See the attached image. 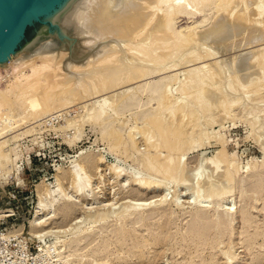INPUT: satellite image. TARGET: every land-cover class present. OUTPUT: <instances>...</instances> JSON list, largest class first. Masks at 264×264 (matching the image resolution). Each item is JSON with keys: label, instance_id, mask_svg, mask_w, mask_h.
Listing matches in <instances>:
<instances>
[{"label": "bare ground", "instance_id": "6f19581e", "mask_svg": "<svg viewBox=\"0 0 264 264\" xmlns=\"http://www.w3.org/2000/svg\"><path fill=\"white\" fill-rule=\"evenodd\" d=\"M213 1L216 3V11L213 10L215 12L213 13V21H211V17L207 16L208 18L203 17L201 21L192 25L193 27H186L184 30L182 29L179 31L175 30L176 16L180 14H186L188 16L192 14H201ZM246 1L248 0H44L36 16L43 17L45 22H51L59 27L60 34L59 36L56 35V37L61 43H58L54 37H45L44 31H42L38 33L37 37L22 52L16 53L15 49L11 50L8 56L0 61V69H4L5 71L12 70L15 67L18 69L13 80H10L7 84L6 89L0 88V126L1 123H4L0 128V165L2 169L9 173L13 170V159L11 157L14 152L16 153L14 143L18 140V135H12L17 132L20 127L26 125L29 119L38 118L37 120H40L43 116H51L50 118L54 120L56 115L60 117L62 110L71 107V104H82L81 102L86 99H90L91 101L92 97L103 98L106 95H110V93L120 91L125 85L131 86L140 80L150 79L151 77L169 71L163 79L161 78L162 82L157 99L155 98L156 95L153 96L158 102V108L154 114L150 117L148 116L146 122L147 126L143 128L144 130H141L140 134H131L130 139L128 138V141L126 140L127 143L121 137V133L118 129L108 132L107 136L109 140H111L110 142L113 143V150L115 147L129 143L131 149L135 151L139 149L138 142L140 141H137L136 134L141 135L145 149L142 152L143 154L140 153L142 154L140 156H143V161L147 163V165L145 164L146 168L155 173V175H162V178L165 177L164 183L160 185V183L156 181L157 184H159L157 185L155 181L154 183L152 180H144L138 176L132 177V174V176H130L132 181L128 179L126 185L123 186L124 190L134 185L141 186V191H143V193L148 190H161V195L163 196L160 204L162 205L168 200L167 192L169 189H178L176 186H182L188 181L190 183L192 182L190 185H193V189L196 190V193L199 194L202 188V190L205 189L209 193H205L207 195L204 196L202 192V199L190 203L194 206V209H196V213H194L196 218L200 217L199 219L195 218L197 221H193V225H197L199 233L203 232V230L208 232L207 235L204 236L195 235V240H209L211 236H213L216 242L221 241L228 235L225 229L226 226L229 223H235L238 219L236 216L238 214V209L234 210V207L226 208V206H230L233 202L230 203L229 201L228 204L224 202L236 196L237 178L241 170L236 163L228 157L223 141L220 138L221 136H211L207 134V132H205V136L202 135L201 127L204 124L201 122H203L202 120L204 119H202L201 116L203 114H209V112L213 113V110H217L214 114L211 113V118L209 117L210 119L208 121L206 119L207 122L204 123L206 126H212L217 123L222 124V122L228 119L230 114L232 115L233 112L231 113V111L237 108L236 106L241 105L243 96H249V93H252V91H257L258 93L263 91L264 48L260 50L258 54L254 52L256 53L255 56H259V58L256 56L258 59L257 62L254 56L252 58L254 64L257 63L255 66L257 67V65H259V76L261 74L262 76L258 79L262 81L263 78V83L254 80L252 76L253 79L249 78L250 80L248 83L244 82L245 84H241V77H239V74L236 77L237 74L235 73V78L231 76L232 78L230 79V77H228L230 75L227 76L231 81H228V83H226L227 85H222V87L221 77L223 78L222 75L224 74H221L220 71L223 70V67L219 70L217 67L219 64L216 63V68L205 61L207 59L214 60V57L217 56L215 54L216 52L214 51V53L208 50L210 52L203 54L198 51L199 48H197V46H199L198 42H200V40L203 41L205 39L212 42L225 41V43L228 40V43L230 41L229 39L232 38L231 40H235L236 36L246 31H250V33L257 31L262 34L261 36L263 38L260 39H264V5L258 4L259 8L257 6L258 9L256 11L253 9L254 11L252 10L249 12V7H245V10H243L244 13L240 12L242 10L237 12L240 7L247 4ZM261 1L262 0H260V2ZM256 2H258V0ZM255 35H257V33H255ZM110 39H113L112 42L108 41ZM200 47H204V45H200ZM66 51H69V57L65 59V57L68 56L65 54ZM87 51H89L90 54H86ZM250 54L253 53L251 52ZM131 55L135 57L136 63L131 62L133 59ZM178 56L180 61H182L177 64L176 59ZM245 59L246 58L242 59L243 61L241 60V63L244 65L249 63V65L252 64L251 66H253V62H248L250 59L247 61H245ZM168 63L176 64L173 67H168V65H166ZM184 64L186 66L193 64L194 66L192 65L193 68L188 67L189 70L187 69V71L184 70L186 72L183 74L184 77L179 78L180 73L176 69ZM219 67L221 66L219 65ZM219 77L221 79L219 82L220 86L218 83L217 85L215 84ZM150 88L154 87L152 86ZM132 92L135 93L134 88L118 92L113 96L111 95L112 97L109 96L110 98L106 97L89 106L85 104V109L83 111L84 116L76 117V119L68 120L67 122L66 126L74 127L76 130L74 131V140L71 143L74 144L82 139L84 132L83 125L85 122L98 124L105 120L107 116L109 117L111 115L112 117V113L119 116L118 112L120 107L126 104L125 102L130 95L133 94ZM15 93L18 94L22 106L27 109L26 114L23 116H18L14 112L13 99ZM232 93H236L237 95H233ZM248 98L250 99V97ZM263 98L264 97H260L259 100H263ZM134 101H136V99ZM260 104L261 102L259 105ZM130 109H132V107ZM256 110L255 108V110L253 109L250 111L249 114L251 117L256 115V112L257 114L261 112V109H258V111L260 110L259 112ZM258 116L256 115V117L260 119ZM18 117H21V119H18ZM251 117H248L249 120H247L249 122H247L251 124L252 128H255L259 123L261 125H259V127H262L263 133L259 135L257 143L260 144L261 152L264 153V116L262 121L260 119V122ZM7 118H10V121H13V123L3 122ZM229 119L231 120L230 117ZM80 120L84 123L83 125L80 123ZM112 122H114L113 119ZM107 125H109V123H107ZM38 126L41 127L42 124H38ZM38 126L26 130L21 135H26L30 131L36 132ZM188 130L194 131L190 135V131ZM205 140H215V143L220 145V149L214 157L208 158L204 168L207 166L210 169L208 171L210 173L208 175L206 173V177L202 175L203 179H200L201 177L197 176V173V175L194 176L191 174L193 170L191 173L190 171L188 172V162L185 160L187 153L183 150L186 146H191V150L194 148L196 150L204 145ZM163 153L166 154L164 155ZM179 153L183 154L178 157V155H180ZM84 159L81 168H79V166L70 172V177L73 179L72 181L74 184V188H72L75 190L77 197H81L83 200L80 202V198L76 201L73 200L74 198L71 199L69 196H65L69 204H63L66 205L62 208L64 216L70 213L71 206L80 203L84 204V201H88V194H92L90 189L92 188V179L84 178V175L86 173L85 171L97 168L100 162H98V160L96 161L94 157H87ZM261 168L262 169L258 171H253L252 176H250L251 179L260 177L258 180L260 181L259 189L263 190L264 162ZM114 169L116 179L126 175L129 176V174L124 173L125 170L122 168ZM60 178L61 174L58 176L59 183L61 181ZM221 182L223 185L226 184L229 188H226L227 190L223 191V193L220 191L221 193L219 192V194L217 193L219 190H216V187L218 188V184ZM194 184L196 187H194ZM61 187L62 186L59 185L58 190L53 193L60 192V190H62ZM246 187H241V190L247 191ZM188 189L189 188H187V191ZM190 189L192 190V188ZM124 192L125 191H123V193ZM243 192L242 194H244ZM196 193L192 194L198 199V194L196 195ZM97 194L100 196L103 195L101 192ZM227 195H230V198L220 197ZM248 195H250V193H248ZM140 196L143 197V194ZM253 196L255 197V194ZM262 196L264 197V193L258 197ZM136 197L139 196L137 195ZM199 197L201 196L199 195ZM243 197L244 195L242 198ZM97 198L103 199L104 196H97ZM115 198L113 197L111 200H107L105 208L108 207V209L106 208L104 216L101 219L102 223H105L110 214L114 213L115 209H113V206ZM250 199L251 198H247V200ZM214 203H218V205L216 206ZM51 206L52 203L50 207ZM157 207V205L154 206V209L156 210ZM213 208H215V214H218V219H214V217L210 215V211H212ZM146 211L145 205L140 204V202L138 205L136 204V206L131 205V207H127L122 212L128 217L126 218V225L135 223L136 219L143 220L146 218L150 210L148 212ZM152 212L150 214H152ZM194 214L193 217H195ZM48 219L50 220V218ZM45 222L47 221L45 220ZM42 224L43 222L36 221L33 226L36 229ZM250 224L251 222H248L246 226L249 227ZM212 229H215L214 232H212ZM59 233L60 232H58V234ZM124 234L128 236L121 239L122 243L130 238L129 232L125 231ZM258 234L260 233L258 232ZM238 235L239 231L232 233L233 238H237ZM156 237H152L151 239L147 238L145 242L156 244L159 242ZM251 240L253 241V239ZM83 241V238L78 239L71 243L69 247L73 249ZM141 247L142 246L139 244V246L135 248ZM224 251L223 255L230 257L229 251H227V249ZM143 253L144 252L139 253L138 257H143L144 260L145 254ZM110 259L111 258H109L105 264H115L116 257ZM234 260H229V263L234 264ZM71 262L72 264H84L78 255L68 256L64 264H71ZM96 263L97 262L93 261V264Z\"/></svg>", "mask_w": 264, "mask_h": 264}, {"label": "rangeland", "instance_id": "374dc122", "mask_svg": "<svg viewBox=\"0 0 264 264\" xmlns=\"http://www.w3.org/2000/svg\"><path fill=\"white\" fill-rule=\"evenodd\" d=\"M256 1L257 0L246 1L247 4L251 6V8L247 4H244L243 6L241 4L243 8L240 7L237 12L239 10H242L240 12L244 13L243 10H245V7H249V12L253 9L256 11L259 8V5H264V0H262L261 2L260 0H258V2ZM215 8L216 3L215 1H213L210 6L207 7L201 14H192L189 16L186 14H180L176 16L175 30H184L186 27L195 25L196 23L201 21L203 17L207 16L211 17V21H213V13H215L214 11H216ZM42 31H44V34L46 35H44L45 37H54V39H56L58 43H61V41H59V39L56 37V35L59 36L60 34L59 27L52 24L51 22H45L44 18L41 17L40 20H37L31 27L28 28L25 34V38L18 45L15 52H22L37 37L38 33ZM246 32L242 33L243 35L241 34L236 36L235 40H231L232 38L229 39V44L227 43L228 40L226 41V43L225 41L212 42L207 39L203 41L200 40V42H198L199 46H197V48H199L198 51H200V53L205 54L207 52H210L208 50H211V52H216H214L217 55L214 57L216 60L207 59L205 61L209 62V64H212L214 67L219 64L221 66H217L219 70L223 67V73L222 71H220L221 74H224L222 75L223 78L220 76L222 79L221 86H224L226 83H228V81H231L230 79L236 74V77L238 76V74L239 77H241V81L243 82H241V84H245L244 82L248 83L249 80L253 78L259 83H263V78L262 81L258 79L262 76V74L259 76V65H257L256 67L255 64L257 63L254 64V60L252 58L254 56L256 62L258 61L257 58H259V56L256 55V58L255 54H258V52L264 48V39H260L263 38L261 36L262 34L258 33L257 31H254V33H250V31ZM255 33H257V35H255ZM112 40L113 39H110L108 41L112 42ZM200 45H204V47H200ZM66 52L65 54H67L68 56L65 57V59L69 57V51ZM251 52L253 54H250ZM86 54H90V52L87 51ZM131 57L133 58H131V62L136 63L135 57H133L132 55ZM244 58H246L245 61L250 59L248 60V62H253V66H251L252 64L249 65V63H247L248 66L241 63V60ZM179 61L180 59L178 56V58L176 59V63H181L182 60L180 62ZM169 64L170 63L166 65H168V67H173L175 65L174 63L170 65ZM192 65L186 66L184 64L183 66L178 67L176 70H178V72L180 73L179 78H183V74L186 73L185 71H187V69L189 70L188 67L193 68L194 65ZM249 69L252 71H250ZM17 72V67L8 71L0 69V88L6 89L7 84L10 80H13L14 75ZM168 72L169 71L163 72L161 75L151 77L150 79L140 80L136 84L134 83L131 86L125 85L124 88H122V86V89H120V91L118 92L134 88L135 93L132 92L133 94H131L127 99V101L125 102L126 104L120 107V110L118 112L119 116L112 113L113 118L111 117V115L109 116L110 118L107 116L105 120L101 121L98 124L89 122H85L84 124L81 122L82 120H80V123H82V125L84 124L83 137L80 141H77L74 144L71 142L74 140V131L76 130L74 129V127L69 126V128L68 126H66L68 120H73L76 119V117L78 118L80 116H84L83 111L85 109V104L89 106L99 100H103L106 97H112L113 95L118 93L117 91L110 93V95H106L103 98L92 97L91 101L90 99H86L87 101L84 100L83 102H81L82 104H71V107H67L68 109L65 108L64 110H62V112L60 113L62 117H57L56 115L54 120L50 118L51 116H43L41 119L39 118L40 120H37L38 118H31L26 123V125L20 127V129H18L17 132L12 135H18V140L14 143L16 153L14 152L15 154L13 153L11 157L13 159V172H5L0 165L1 175L7 177L8 179V181L4 180L1 185L3 195L1 208L4 209L6 207H9L10 204H13L15 206L20 205V207L18 209L15 208V217L7 219L6 221H4L5 223L1 225V228L5 231L4 233H6L2 234L4 239L8 240L13 236L17 237L22 234L23 237L27 238L28 242L35 249V253L38 252L37 246L40 245V251L36 256H34L35 264H64L66 258L71 255H78L82 263L84 264H93V261L97 262L96 264H105L108 259H112V257H116L115 264H230L229 260L231 261L234 259V264H264V197H258L259 195L261 196V194L264 193V188L263 190L259 189L260 181L258 180L260 177L251 179L252 172L262 169L261 165L264 162V153L261 152L260 144L257 143V139L259 135L263 133V130L261 129L262 127H259L260 123L256 126L257 128H252L251 124H248V117H251L249 113L253 109L255 110V108L257 109L256 111H258V109H261V112H259V110V113L257 114L256 112V115H260L258 117H260L261 121L263 119L264 98L263 100H259V98L264 97V89L259 93L257 91H252V93H249V96H243L241 105L236 106L237 108H234L233 111H231V113L233 112L232 115L230 114L229 116L231 120L228 117L229 120L227 119L225 122H222V124L217 123L212 126H206L205 123L211 118L210 115L212 112H209V114L205 113L206 115L203 114L204 118L203 115L201 116L202 119L205 120H202L203 122H201L202 124H204L201 127V132L203 133L201 134L205 136V132H207V134L211 136H221L220 138L223 141V145L228 157L232 161H234L241 170L237 178L236 196L231 198L232 200L228 199V201L226 200V202H224L225 204H228L229 201L230 203L233 202L232 204H230V206H226V208L234 207V210L238 209V214L236 215L238 219L235 223L232 222L231 224H228L229 226H226L225 229L226 232H228V235H226L221 241L216 242L215 237L213 236H211L209 240H195V235L204 236L207 235L208 232L203 230V232L199 233V228L197 227V225H193L192 222L197 221L196 219H199L200 217L196 218V215L194 214L196 213V209H194V206H192L190 203H194V201L197 202L199 199H202L203 193L204 196L209 193L205 189L202 190L203 188L200 190L201 192L199 194L196 193V190L193 189V185H190L192 182L190 183L188 181L185 184L180 183L184 186H176V188L178 189H169L167 192L168 200L162 205L160 204L161 198L163 196L161 195V190H148L143 193V191H141V186L139 185H134L127 190H124L123 186L126 185L128 179H130V176H132V174V177L138 176L139 178H142L144 180L148 179L152 180V182L157 181L158 183H160V185L164 183L165 177L162 178V175H155V173L146 168L145 164L147 165V163L143 161V156H140L143 154L142 152L145 147L143 145V138L139 134L140 131L144 130L143 128L147 126L146 122L148 116L150 117L157 111L158 102L156 99L159 95L158 92L161 87V80L163 79V77H165L166 73L168 74ZM227 76L230 77V79H228ZM220 77L215 83L216 85L218 83L219 86V82L221 80ZM155 84H158L157 86L159 87H157ZM152 86L154 88H150ZM232 94L234 95L236 93ZM155 95L156 99H154L153 97ZM248 97H250V99ZM135 99L136 101H134ZM13 100L14 112L18 116L25 115L27 109L26 107L24 108V106H22L17 93H15ZM259 101L261 102L260 105ZM131 107L132 109H130ZM215 111L213 110L212 114H214ZM262 114L263 116L261 117ZM256 115H253L251 118L257 119L258 122H260V119L257 118ZM140 117L142 120L140 119ZM18 119H21V117H18ZM112 119L114 122H112ZM3 122L13 123V121H10V118H7ZM106 122L109 123V125H107ZM3 124L1 123L0 128ZM38 124H42V126L39 127ZM35 126H38L36 128L38 129L36 130V132L30 131L32 133L29 132L26 135H21L26 130L32 129ZM114 129H118L120 131L121 137L125 141H128L130 139L131 134L139 133V136L136 134L138 139L137 141L140 140L138 142L139 149L134 151L133 149H131L128 143L115 147V149L113 150V143L110 142L111 140H109L107 135L108 132ZM193 131L194 130L190 131L189 134L191 135ZM44 135L47 136V143L45 144L40 143L39 141L40 138H42V136ZM40 146L46 148L44 156L39 155ZM186 147L183 151H186L187 153L185 160H187L188 162V172L190 171L191 173V171L193 170L191 173L193 176L198 174L197 176H200V179H203L202 175L206 177V173L207 175L210 173L208 172L210 169L207 166L206 168H204L205 163L208 161V158H212L214 157V155H216V153L220 149V145L218 143H215V140H205L204 145L199 147L200 149L197 148L195 150L194 148L193 150H191V146L188 148ZM163 154L165 155L166 153ZM179 154L180 155H178V157L183 153ZM87 157H94L96 161L98 160V162H100L98 163L97 168L85 171L86 173L84 175V178L92 179V188H90L92 194H88V201H84V204L80 203L71 206L72 208H70V213L64 216L62 208L66 205L63 204H69L66 200V197L69 196L71 199L74 198L73 200L76 201H78V198H80V202H82L83 200L81 199V197H77V195L75 194V190L73 189V179L70 177V172L79 166V168H81L83 165V161L85 160L84 158ZM23 158L25 159L22 161V165L20 161ZM18 164L21 166V169L20 167H18ZM120 167L125 170L124 173L129 174V176L126 175L120 177L119 179H116L114 168L121 169ZM22 168L26 170L24 174L22 172ZM60 174L61 181L59 183L58 176ZM15 176L18 180H21L18 181L20 183L21 189L19 201L16 200L13 202L8 198V192L16 188V180H11V177ZM59 185L62 186V190H60L61 193L56 192L54 194L53 192L58 190ZM185 185L188 187H186ZM194 187H196L195 184ZM241 187H246L247 191L241 190ZM187 188H189L188 191ZM190 188H192V190ZM226 188L229 187L226 184L223 185V183L221 182L220 184H218V188L216 187V190H219L217 191V193H219L220 191L223 193V191L227 190ZM123 191L125 192L123 193ZM99 192L103 193V195H98L97 193ZM242 192L244 194H242ZM192 193H196V195L198 194V199L195 195L194 197ZM248 193H250V195H248ZM142 194L143 197L140 196ZM254 194L255 197L253 196ZM137 195L139 197H136ZM199 195L201 197H199ZM243 195L244 197L242 198ZM97 196H104V198L99 199L97 198ZM113 197H116L113 206V209H115L114 213L110 214L105 223H102L101 219L104 216L106 208L108 209V207L105 208L107 200H111ZM220 197L230 198V195ZM247 198L251 199L247 200ZM139 202L140 204L145 205V209H147L146 212L150 210L148 212L149 214L147 213L148 216H146V218H144L143 220L136 219V221L138 220L137 222L135 221V223L126 225V218L128 217L122 212L127 207H131V205H138ZM51 203L52 206L50 207ZM156 205L158 207L155 210L154 206ZM215 205L217 206L218 203H216ZM2 212L4 216H7L11 211L7 210ZM151 212L152 214H150ZM210 212L211 217H214V219H218V214H215V208H213ZM193 214L195 217H193ZM48 218H50V220ZM35 220L43 222V224L40 227L38 226V228L36 229L33 226V224L36 222ZM45 220L47 222H45ZM247 221L251 222L249 227L246 226L248 223ZM214 230L215 229H212V232H214ZM123 231L129 232L130 235V238H128V240H125L124 243H122L121 239L128 235L125 236ZM238 231V239L233 238L232 233ZM58 232L60 233L58 234ZM258 232L260 234H258ZM152 237H156L159 242L156 244L145 242L147 241V238L151 239ZM82 238L84 241L81 242L78 246L74 247L73 249L69 247L71 243ZM251 239H253V241ZM139 244L142 247L135 248L138 247ZM226 249L227 251H229L230 257H226L225 255H223V251ZM142 252H144L143 254H145V256L142 254L144 256V260L143 257H138L139 253Z\"/></svg>", "mask_w": 264, "mask_h": 264}, {"label": "water", "instance_id": "95a60500", "mask_svg": "<svg viewBox=\"0 0 264 264\" xmlns=\"http://www.w3.org/2000/svg\"><path fill=\"white\" fill-rule=\"evenodd\" d=\"M44 0H0V61L16 51L26 31L40 20L37 11Z\"/></svg>", "mask_w": 264, "mask_h": 264}, {"label": "built area", "instance_id": "2783aa9c", "mask_svg": "<svg viewBox=\"0 0 264 264\" xmlns=\"http://www.w3.org/2000/svg\"><path fill=\"white\" fill-rule=\"evenodd\" d=\"M46 140H47V136L44 135L42 136V138H40L39 141L40 143L45 144L47 143ZM45 151L46 148L40 146L39 155L44 156ZM24 159L25 158H23L20 162L22 163ZM18 167H20L21 169V166L19 164ZM22 172L24 174L26 170L22 168ZM4 180L8 181L7 177L1 175L0 173V264H35L34 256H36L37 253L40 251V245L37 246L38 252L35 253L34 252L35 249L28 242L27 238L23 237L22 234L17 237L13 236L11 239L8 240L4 239L2 236V234H6V233H4L5 231L1 228V225L5 223L4 221H6L7 219L15 217L16 215L15 208L18 209L20 207V205L15 206L13 204L12 205L10 204L9 207H6L4 209L1 208L2 199H3L1 185ZM11 180H16V188L8 192V198L13 202L16 200L19 201L21 187L18 181L21 180H18L16 176L11 177ZM7 210H10L11 212H9L7 216H4L2 211H7Z\"/></svg>", "mask_w": 264, "mask_h": 264}]
</instances>
